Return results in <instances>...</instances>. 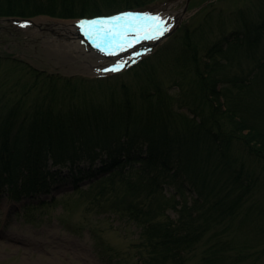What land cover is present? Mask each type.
Segmentation results:
<instances>
[{"label": "trees", "instance_id": "16d2710c", "mask_svg": "<svg viewBox=\"0 0 264 264\" xmlns=\"http://www.w3.org/2000/svg\"><path fill=\"white\" fill-rule=\"evenodd\" d=\"M151 1L0 0V16L70 18ZM239 16L230 56L227 33L206 45L182 24L176 44L109 76H133V86L101 95L87 96L93 88L79 85L99 78L43 73L5 53L0 196L28 197L24 216L34 221L30 210L57 202L37 197L50 181L70 180L86 211L112 212L139 228L136 259L126 264H186L197 253L200 264H254L255 247L264 244V104L254 93L264 56L247 74L223 79L220 71H240L227 62L240 60L239 50L255 59L264 9ZM185 67L194 69L188 81Z\"/></svg>", "mask_w": 264, "mask_h": 264}, {"label": "rangeland", "instance_id": "374dc122", "mask_svg": "<svg viewBox=\"0 0 264 264\" xmlns=\"http://www.w3.org/2000/svg\"><path fill=\"white\" fill-rule=\"evenodd\" d=\"M206 1L188 0L186 3V0H153L141 7L113 5L110 8L103 7L95 13L82 14V17H90L98 13L134 8L135 11L157 15L158 20L150 17L147 26L140 24L137 29L128 31L120 39L118 49L110 50L107 54L101 50H90L84 42L79 46L84 54L70 52L69 42L77 39L82 30V27L81 29L77 27V21H80L81 17H70L69 20H65L67 27L56 25L55 21H58L56 20L58 18L47 22L43 18H38L34 20L37 23L33 24V28L17 30L13 29L15 28L13 21L4 20L0 22V27L7 29H0V57L4 58L5 53L12 54L14 58L43 73L49 72L65 77L99 78L79 84L80 88L83 86L86 89L93 88L89 90L87 96H91L94 91L96 95L99 93L101 95L105 90L120 91L123 87L133 86L134 77L123 76V73L118 75L119 78L109 76L130 66L134 59L133 53L145 48L146 45L158 41L155 46L146 49L142 56L148 54L152 48L154 51L158 46L176 44L172 37L182 24L187 26L189 31L196 29L195 32L198 34L195 37L203 38L199 39L203 43L207 40L206 45L223 36L221 33H227L229 37L223 45L228 48L230 56L237 51L238 45H234L233 42L236 40L237 31L243 28L242 22H236V19L240 18L239 14L241 15L242 11H250L257 15L260 8L264 9V0H210L212 1L210 5H207L210 1ZM164 34L167 35L163 37ZM57 39L60 40L59 43ZM178 47L177 43L176 49ZM202 52L203 47L200 46L198 54L201 55ZM257 52L254 60L248 58L244 50H239L240 60L227 61L229 58H224V62L239 63L237 67L242 72L235 66H227L225 71H220V76L226 79L232 78L233 74H247L257 65L258 58L264 56V42H260ZM2 61L0 73H4ZM19 72L22 74L27 70ZM193 73L192 67H185L184 81H188ZM160 76L166 77L165 69L160 70ZM254 93L259 103L264 104L262 74ZM62 171L66 174L69 168L64 167ZM37 197L43 200L55 198L57 202L30 210L29 217L35 220L28 221L24 216L23 207L32 200L23 197L14 201L6 195L0 196V264H126L131 261L133 263L136 259L134 244L138 241L139 228L130 221L120 220L112 212L99 214L96 212L97 209L86 211L88 203L80 199L77 192L73 193L70 180L50 181L49 191ZM259 200L263 205L264 199ZM33 202H36V199ZM260 221L264 222V219L261 218L258 222ZM198 257L199 253L192 256L186 264H200ZM250 259L254 264H264V244L260 243L255 247Z\"/></svg>", "mask_w": 264, "mask_h": 264}, {"label": "bare ground", "instance_id": "6f19581e", "mask_svg": "<svg viewBox=\"0 0 264 264\" xmlns=\"http://www.w3.org/2000/svg\"><path fill=\"white\" fill-rule=\"evenodd\" d=\"M56 25H62V26H65V27H67V25L68 24H63L62 22H58ZM76 26V25H75ZM78 27V26H77ZM81 38H83V36H78L77 37V39H75V40H73V41H71V42H69V47H71V50H70V52L71 53H74L73 51H75V52H78L79 54H84L82 51H81V48L79 47L80 46V44H81V42H84L85 40L83 39H81ZM121 39V38H120ZM120 39L118 38V39H115L112 43H108V45H105L104 47H99V45H96L95 43H92L91 41H88V42H86V44L88 45L87 47L90 49V50H97V51H99V50H104L103 52L104 53H108V51H110V50H116L117 48H118V46H119V44L121 43L120 42ZM57 41V43H59L60 42V40L59 39H57L56 40ZM75 41H77L76 43H75ZM84 42V43H85ZM118 44V45H117ZM82 45H83V43H82ZM89 65H91V63H89Z\"/></svg>", "mask_w": 264, "mask_h": 264}, {"label": "snow or ice", "instance_id": "6c2138e0", "mask_svg": "<svg viewBox=\"0 0 264 264\" xmlns=\"http://www.w3.org/2000/svg\"><path fill=\"white\" fill-rule=\"evenodd\" d=\"M127 18H132V17H127ZM113 19L118 20V19H120V17H114ZM152 19L153 20H158V17H152ZM95 23H96V21H92V24H95Z\"/></svg>", "mask_w": 264, "mask_h": 264}]
</instances>
